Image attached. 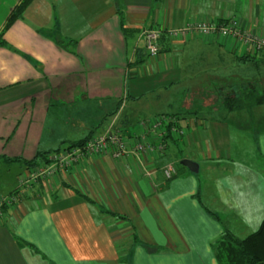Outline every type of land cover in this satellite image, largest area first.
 I'll list each match as a JSON object with an SVG mask.
<instances>
[{
  "label": "crops",
  "instance_id": "obj_1",
  "mask_svg": "<svg viewBox=\"0 0 264 264\" xmlns=\"http://www.w3.org/2000/svg\"><path fill=\"white\" fill-rule=\"evenodd\" d=\"M19 2L0 0V191L15 185L0 199L19 196L0 220V264H218L212 246L223 227L201 198L205 179L217 216L244 233L260 229L264 131L185 116L169 97L196 96L213 74L222 75L208 88L244 90L230 68L248 66L245 55L230 39L163 34L149 58L145 37L237 17L264 38V0H34L6 29ZM165 115L185 120L188 135L169 140L163 156H89L29 189L34 170L8 160L51 157L104 134L115 118L129 143L141 142L140 123ZM185 159L198 174L185 167L164 177L167 163Z\"/></svg>",
  "mask_w": 264,
  "mask_h": 264
},
{
  "label": "built area",
  "instance_id": "obj_2",
  "mask_svg": "<svg viewBox=\"0 0 264 264\" xmlns=\"http://www.w3.org/2000/svg\"><path fill=\"white\" fill-rule=\"evenodd\" d=\"M165 34L172 39H187L192 35L203 37H219L230 39L246 54L259 59L264 58V38L246 29L241 21L234 17L228 21L198 22L179 30L148 31L145 37L146 51L149 58H156L160 54V38ZM116 118L110 128L101 135L89 139L84 145L70 148L52 155L48 164L39 167L28 175L23 186L30 182H38L55 178L58 175L69 174L84 158L89 156H108L113 160H124L141 155L163 156L167 150L169 140H182L187 135V129L174 116H158L140 123L142 140L129 143L122 131L114 128ZM157 142V143H156ZM163 175L172 179L178 174L174 164H167L162 168ZM19 201L18 195L0 199V220L4 219L8 207Z\"/></svg>",
  "mask_w": 264,
  "mask_h": 264
},
{
  "label": "trees",
  "instance_id": "obj_3",
  "mask_svg": "<svg viewBox=\"0 0 264 264\" xmlns=\"http://www.w3.org/2000/svg\"><path fill=\"white\" fill-rule=\"evenodd\" d=\"M33 1L34 0H20L18 6L15 10H13L11 14L6 29H8V27L13 22L23 16L25 10ZM124 29V33L126 35H129L130 31L126 28ZM3 33H1L0 35V46H4L6 44L3 39ZM243 54L245 55L243 59L248 61L249 63H256L259 62V60H263V58L259 59L249 53L246 54L243 52ZM223 105L227 110V113L233 116V119L238 118L240 121H243V119L239 118L241 112L246 111L247 115L249 116L248 125L251 124V126L256 129L258 126V122L254 117L253 109L256 110L257 107L264 106V93L260 92L256 88L247 87L238 95L226 97L224 99ZM85 142L79 143L78 145H75L73 147L82 146L85 144ZM48 153L49 152H40L35 157V159L31 161L23 160L20 158L8 160L12 162H21L27 167L35 169L41 166V164L48 163L50 154ZM184 169L186 168L182 167V170ZM76 194L82 198H85V196L79 193L77 190ZM207 211L211 216L216 218L223 227L222 235L212 246L215 259L218 264H264V221L259 230L248 231L244 233L243 231H241V229L238 228L237 224L240 223H238L237 221L229 220L226 222L223 218H221V216H217L210 209H207Z\"/></svg>",
  "mask_w": 264,
  "mask_h": 264
},
{
  "label": "rangeland",
  "instance_id": "obj_4",
  "mask_svg": "<svg viewBox=\"0 0 264 264\" xmlns=\"http://www.w3.org/2000/svg\"><path fill=\"white\" fill-rule=\"evenodd\" d=\"M230 71L233 72L235 77H244L246 80L248 87L256 88L260 92L264 93V62H252L248 63V66L246 67H234L230 68ZM222 74H213L209 76V81L204 82L205 88L197 90L198 94L196 96H191L190 90L182 89L184 93H180L179 95H174L175 91H171V95L169 97L170 100L174 102V100H177L178 104H181L182 110L185 113V116L187 115H194L198 116L200 119L208 118L209 120L218 121L217 119H229L232 120V115L227 113V110L224 108L223 102L226 97H232L235 95L240 94L241 90L237 88H227L220 89L218 86L215 88H208V86L214 87V85L217 83L213 79L215 76H221ZM226 75H230V72H227ZM243 75V76H242ZM240 77V78H241ZM219 88V89H218ZM178 93V90H176ZM226 93V94H225ZM184 95V96H183ZM227 95V96H226ZM183 96V97H182ZM226 96V97H225ZM253 109L254 117L258 122V126L256 129H254L251 124L249 123V116L247 115L246 111L241 112L240 117L243 119V121H238L242 126H250L252 127V130H258L264 131V106L263 107H257L256 110ZM173 111V110H172ZM229 117V118H227ZM236 122V121H235ZM183 126L185 125V120H182ZM54 155V154H52ZM177 167L180 171L182 169V166L179 161L177 162ZM36 182H33L30 184V186H25L24 189L31 188L32 185H35ZM5 185V183H4ZM3 187V186H2ZM213 184L207 182V180H203V191L201 198L203 202L211 208V210L215 213L216 209H218L216 206H218L217 201L214 196L213 190ZM3 190L0 191V194L3 195H10L11 192L14 191L15 185L14 181L10 182L9 185L7 184L2 188ZM59 197H63L62 191L59 192ZM220 214H223L224 217H227L225 212H220Z\"/></svg>",
  "mask_w": 264,
  "mask_h": 264
},
{
  "label": "water",
  "instance_id": "obj_5",
  "mask_svg": "<svg viewBox=\"0 0 264 264\" xmlns=\"http://www.w3.org/2000/svg\"><path fill=\"white\" fill-rule=\"evenodd\" d=\"M181 165L186 167L191 173L198 174L200 166L198 163L185 159L181 161Z\"/></svg>",
  "mask_w": 264,
  "mask_h": 264
},
{
  "label": "bare ground",
  "instance_id": "obj_6",
  "mask_svg": "<svg viewBox=\"0 0 264 264\" xmlns=\"http://www.w3.org/2000/svg\"><path fill=\"white\" fill-rule=\"evenodd\" d=\"M165 116H172V115H165ZM157 117H158V116H157ZM174 117L178 118L177 116H174ZM178 119L180 120V123H181V125H182L183 123H182L181 119H180V118H178ZM113 121H114V120H113ZM115 123H116V122H115ZM182 126H183V125H182ZM184 127H185V125H184ZM185 128L187 129V127H185ZM187 133H188V132H187ZM187 135H188V134H187ZM187 135H186V136H187ZM94 137H95V136H94ZM90 139H91V138H90ZM173 141H175V140H173ZM176 142H177V141H176ZM85 143H86V142H85ZM71 148H74V147H71ZM57 153H59V152H57ZM55 154H56V153H55ZM51 156H52V155H51ZM49 158H50V157H49ZM48 160H49V159H48ZM167 164H174V165L177 167V164H175V163H171V162H170V163H167ZM167 164H166V165H167ZM45 165H46V164H45ZM166 165H165V166H166ZM38 168H39V167H38ZM38 168H35V169H33V170L35 171V170L38 169ZM177 170H178V174H179V169H178V167H177ZM178 174H177L176 176H174V177H177ZM164 177H165V176H164ZM174 177H173V178H174ZM165 178H166V177H165ZM173 178H172V179H173ZM166 179H167V178H166ZM168 180H171V179H168ZM29 186H30V185H29ZM8 197H9V196H8Z\"/></svg>",
  "mask_w": 264,
  "mask_h": 264
}]
</instances>
